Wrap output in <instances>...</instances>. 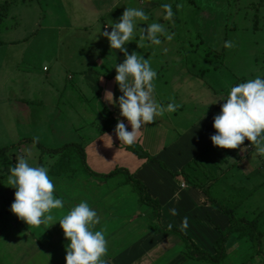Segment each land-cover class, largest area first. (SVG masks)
Listing matches in <instances>:
<instances>
[{
    "label": "crops",
    "instance_id": "crops-1",
    "mask_svg": "<svg viewBox=\"0 0 264 264\" xmlns=\"http://www.w3.org/2000/svg\"><path fill=\"white\" fill-rule=\"evenodd\" d=\"M45 1L53 8H47L46 12L41 10L35 17L34 13L29 14V38L23 36L21 40L26 46L22 58L31 64L27 66L23 63L18 67L31 77L42 78L45 77L44 74L50 75L53 68L60 64L58 61L61 56H65V51L70 52L71 66L86 70L84 79H79V83L86 85L92 99L85 97L83 101L95 102L99 109L95 119L101 122V126H96L97 130L89 138L78 137L65 144L75 142L80 145L84 150L87 167L97 175H107L116 169L126 170L144 186L149 199L159 206L161 228L171 225L182 232L193 243L195 251L215 255V242L230 226V219L224 211L230 212L235 219L253 221L262 235L263 248L264 155H258L247 140L237 149H220L212 145L210 137L215 134L213 118L219 114L231 87L260 76L264 66L259 64L260 69L257 68L256 56L260 55L261 60L264 57L260 53H252L244 64L240 62L238 68H235L238 60H229V47L222 46L216 56L223 63H234L230 69L226 65L231 75L229 80L223 74L224 67L220 64L216 67L209 62L214 57L211 49L204 50L202 45L205 42L198 41L200 38H208L200 35L198 16L195 15L193 20L187 17L182 22L183 10L198 12L202 6L216 4L217 0H201L200 6L196 5L199 0ZM16 2L9 7L10 10L16 7ZM235 2L232 0L229 6ZM239 2L231 8L240 7ZM164 3L172 5V21H175L176 26L164 18ZM20 4H26V1L20 0ZM128 7L142 9L150 19L147 22L138 20V29H144L152 22L161 23L167 29L165 33L159 34L162 41L160 45L141 40L137 30L125 47L129 54L136 52L148 59L151 68L157 73L153 93L156 102L165 107L169 103L177 106L175 111H165L162 116L145 125L132 145L120 144L114 134L118 120L127 125L115 106V101L122 95L115 82V66L123 61L124 53L111 49L102 35L105 31L111 32L113 22L118 21ZM18 16V20L23 22L24 14L21 17L19 13ZM48 16L49 20L45 21ZM10 28L11 26L3 23L0 26V49L6 43L1 35ZM251 31L259 33L261 29L255 27L252 30L245 26L242 32L248 34ZM234 32L235 29L230 33ZM55 35L58 37L55 38ZM167 35H173L172 40H168ZM229 37L226 36V39H231L237 45L236 51L248 49L252 52L256 49L264 52V46L258 47L264 44V37ZM242 43L249 46L244 49L243 45L240 46ZM107 51L113 62L105 65L101 61ZM166 59L169 62H162ZM40 60L47 63L48 67L44 66L40 73L37 71V75L34 70ZM103 66L111 69L100 72ZM205 74L209 76L206 83L200 78ZM68 79L72 80V77ZM232 80L237 81L231 83ZM106 91L113 94V103L106 100ZM15 97L13 104H20V109L25 112L22 116L18 115L14 122L26 123L25 127L32 130V134L24 132L22 140L37 139L41 127L49 129L50 135L47 137L55 139L57 133L53 123L48 121V115L45 116V108L53 100L49 86H36L31 96L22 92ZM7 109L9 114H16L15 111H10L15 109L12 104H7ZM73 112L74 119L69 121V126L65 129L68 137L77 135L82 127L80 125L85 123V117L90 116V112L86 111L84 114ZM34 126L36 130L33 129ZM128 130H131L130 125ZM58 133L61 134L59 131ZM144 153L156 162L146 161L141 157ZM42 155L44 154L40 155L38 166H43ZM50 157L51 162L45 168L54 182V195L63 199L64 208L52 210L55 217L52 223L57 222L52 226L27 225L14 215L19 220L15 228L18 239L15 238L13 244L16 255L12 261L7 262L1 252L2 264H22L24 257L27 259L25 264H66L65 246L69 241L65 240L58 221L81 201L87 202L96 210L100 218V224L95 225L93 230H103L105 233L107 252L102 257L104 264H210L205 260L191 258L177 236L158 231L154 209L141 203L138 194L126 184L125 174L111 179L91 176L85 172L80 160L72 159L65 168L67 171L56 177L50 174V169L60 155ZM16 160L17 158L15 162ZM182 172L190 178H187L188 181L181 175ZM172 209H176V215H172ZM6 217L7 215L3 220ZM184 218L188 221L187 228L182 227ZM6 238V235H1L0 243ZM27 242L29 244L24 251L26 248L18 243ZM225 250V258L218 264H262L247 240L232 236Z\"/></svg>",
    "mask_w": 264,
    "mask_h": 264
},
{
    "label": "clouds",
    "instance_id": "clouds-1",
    "mask_svg": "<svg viewBox=\"0 0 264 264\" xmlns=\"http://www.w3.org/2000/svg\"><path fill=\"white\" fill-rule=\"evenodd\" d=\"M167 20L174 13L170 3L162 5ZM148 15L139 8H125L118 21L113 22L111 32L102 35L109 42L111 49L124 53V59L115 66V82L122 95L115 101L120 116L127 125L118 120L114 134L120 144L132 145L137 141L142 128L152 123L165 111H175L176 105L166 107L154 99V80L157 73L151 68L149 60L136 52L128 53L125 45L139 30L140 39L152 45L162 43L159 34L165 33L161 23L152 22L144 29H138L137 21H147ZM173 35H167L172 40ZM226 42L225 47H232ZM105 98L113 103L111 91L105 92ZM130 125L131 130H128ZM215 134L210 137L214 147L237 149L244 141L250 142L258 155H264V77L257 76L246 82L231 87L227 98L221 105L219 114L213 118ZM7 184L14 189V201L11 212L27 225H55L52 214L54 209H63L64 201L54 195L55 185L43 166H31L20 156L9 169ZM176 215V209L171 210ZM69 243L65 246L66 264H104L102 257L107 252V241L103 230H93L100 224V218L93 208L85 202L73 206L58 221ZM187 218L182 227L187 228ZM171 228V225H169Z\"/></svg>",
    "mask_w": 264,
    "mask_h": 264
},
{
    "label": "rangeland",
    "instance_id": "rangeland-1",
    "mask_svg": "<svg viewBox=\"0 0 264 264\" xmlns=\"http://www.w3.org/2000/svg\"><path fill=\"white\" fill-rule=\"evenodd\" d=\"M1 1L2 0H0V2ZM16 1V7L12 10H10L11 8L8 9V12L5 15L2 14L0 9V13L2 16L0 26L2 23L5 24V26H11L9 31H5L4 34L2 33L3 35H1L6 43L4 44L5 47L0 49V149L19 143L22 140L21 136H24L25 134H32V130L25 127V125H27L26 123L20 124L14 122L17 116L24 115L23 113L25 111L22 108L20 109V104L15 106L16 103L13 104V102H15V96L20 95L22 92H25L31 96L34 88L36 86L40 87L43 84L49 86V93L53 95V100H51L49 107H47V109L45 108V116L47 117L48 115V121H52L57 136L55 137V139L47 137L50 135L49 129L41 127L40 133L38 135L39 137H37V139L35 140H38L40 144L46 148H57L67 142H70L69 140H77L78 137L89 138L91 134L93 135L97 130L96 126H101V122L97 118L95 119V116L99 112V109L95 105V102L86 103L83 101L85 97H89L90 99H92L90 97V93L86 88V85L83 84V82V85L79 83V79H84V71L86 70L74 68L71 66L72 61L69 60L70 52L65 51V56H61L60 61H58L60 64H57L56 68H53L50 75L44 74L45 77L42 78H38V76L34 77L33 75V77H31L26 74V71L18 67L23 63L27 66L31 64L28 63V60L25 61L22 58L23 54L26 52V46H24V44H22L21 42V40H23V36L29 38V14L34 13L35 17V15L37 13H40L41 10H45L46 12L47 8L51 9L53 8V6L47 5L45 3V0H34L31 2L25 0L26 4H20V0ZM204 1L207 2L209 0ZM231 1L232 0H217L216 4H209L206 7L202 6L198 12L196 10H192L190 12L188 10H183V12H181V16L183 19L182 22L185 21L187 17L193 20L195 15L198 16L197 21L199 24L198 29L201 33L200 35L208 37L207 39L200 38L198 39V41L203 40L205 42L202 45L204 50L211 49V53H214V57L211 58V61L209 62H211V64L216 67L219 66V64L221 67H224L223 74L226 75L229 80H231V75L228 72V67L230 69L234 66V63H223L222 60H220L216 56L217 52H220L222 50V46L225 47L226 42H231L233 45L232 47H229V50L227 51V57L231 61L238 60L234 66L235 68H238V64H240V62L244 64L245 60L247 58H250L252 53L256 54L257 52V54L260 53L264 57V52L260 50L258 52L256 49L252 52L248 49L244 51H236L235 47L237 45L234 44L231 39H226V36L228 35L231 38L235 37L236 35L264 37V0H242V2H239V0H235L237 3H232V5L229 6ZM200 2L201 0H199L196 5L200 6ZM238 2L241 3L240 7L237 6L236 8H231L235 7ZM19 13L21 14V17L22 14H24L25 19L23 20V22H21V20H18V18H20L18 16ZM48 20L49 16L45 18V21ZM172 20L173 19L168 21H171V23L176 26L175 21ZM147 21H150V19H148ZM239 26L242 28L239 29ZM245 26L251 28L252 30H255V27H258L261 29V32L255 33L254 31H251L250 33L246 34L245 32H242ZM232 28L235 29L234 33H230L233 30ZM55 36V38L58 37L57 35ZM242 45L244 46V49L249 46L245 43L240 44V46ZM261 46H264V44L258 45V47ZM62 52H64V50L61 51V53ZM202 52L204 53V51ZM233 56L236 57L232 58ZM256 57L258 59L255 62L258 63L257 68L260 69L259 64H262L263 67L264 60H261L260 55L259 57L258 55ZM166 61L169 62V59H166L162 62ZM101 62L105 63V65L106 63L109 64L113 62L108 51L107 55L103 56ZM209 62L207 61L206 63ZM37 63L38 66L34 70L35 74H37V71L40 73L44 66L48 67L47 63H45L44 61L40 60ZM32 65H30V67H33ZM226 65H228V67ZM245 67L246 64L244 68ZM110 69L111 67L109 66H103V68L99 71L108 72ZM81 73L83 74L81 75ZM46 75H48V77H46ZM260 76L264 77V70L262 71V74ZM69 77H72V80H69ZM200 78H203V81L205 83L209 81V76L207 74H205L204 77ZM235 81L237 80H232L230 82L234 83ZM7 104H12L15 107V109L10 111H15L16 114L8 113ZM73 111L83 114L85 111L90 112V116L85 117V123L83 125H80L82 127L80 128V132L77 135L74 136V134H72L71 137H68L65 129L69 126V121H73L74 119L75 112ZM78 119L81 118L78 117ZM33 129L36 130L37 128H35L34 126ZM58 131L61 134H59ZM27 136L31 137V135ZM20 149H22L21 152L19 151ZM41 154V151L33 143H26L23 144L19 149L10 151L7 154L8 156L6 158L0 159V164L4 165L3 167L9 164L10 169L14 166L13 163L15 162V159L23 156L28 161L29 165L38 166ZM50 156L51 155L46 154L42 155L41 161L44 167L50 164ZM9 169L8 167L0 169V194L2 196V199H6L5 209L7 210L5 214L7 215L6 220H3L4 222H1L0 224V236L3 234L7 236L6 240H3V242L0 243V253L2 252L1 256L5 260H7V262L12 261L13 257L16 255V251L15 249H13V244L15 243V238L18 239L15 234V228L16 224L19 222V220L17 221L10 210L11 204L14 201V189L10 188V186L7 184V177L8 175H10ZM18 244L23 248H26L23 249L24 251H26L29 243L27 242L24 244ZM262 250L264 254V247L262 248ZM22 261L24 262L22 264H25L27 262V259L24 257Z\"/></svg>",
    "mask_w": 264,
    "mask_h": 264
},
{
    "label": "trees",
    "instance_id": "trees-1",
    "mask_svg": "<svg viewBox=\"0 0 264 264\" xmlns=\"http://www.w3.org/2000/svg\"><path fill=\"white\" fill-rule=\"evenodd\" d=\"M15 2V0H6L0 2V9L3 15H5L9 9V7ZM2 16L0 13V22H1ZM26 143H33L42 154L47 155H60L59 160L51 167L50 174L53 176H60L67 170L65 169L68 165V162L72 159L80 160V164L85 170V172L91 176L103 178V179H111L113 177H116L120 174H125L126 176V184L130 185L133 188V191L136 192L139 196V199L141 203L150 206L154 209L155 219L158 225V231L164 232V233H171L172 235L177 236L185 245L187 252L189 253V256L194 259H200L205 260L210 264H218L220 263L226 256V244L228 240L232 236H236L238 239L241 240H247L250 242L252 249L254 250L255 254L259 256L261 263L264 264V254L262 250V235L258 231L256 225L253 221L248 222L246 220L242 219H235V217L230 212L224 213L229 217L230 226L228 230L221 235V237L215 242L214 248H215V255L210 256L207 253L195 251L193 243L190 241V239L184 235L179 230L171 227L161 228L160 226V208L154 201L150 200L144 186L137 180H135L126 170L124 169H116L110 174L107 175H97L89 170L85 163V154L83 148L75 143L71 144H65L63 146L57 147V148H46L40 144L38 140L35 139H23L19 143L4 147L0 149V159L6 158L8 153L12 150L19 149L23 144ZM141 157H143L146 161L156 162V160L150 156H148L146 153H144ZM15 164V162L13 163ZM4 165L0 164V169H4L6 167H9L10 165L7 164L5 167ZM161 167L164 170H167L165 166L161 165ZM181 175L187 179L189 178L185 172H182ZM190 179V178H189ZM188 181V179H187ZM190 181V180H189ZM0 221L3 220L6 209V199H2V196L0 194ZM0 264H2L0 262Z\"/></svg>",
    "mask_w": 264,
    "mask_h": 264
}]
</instances>
